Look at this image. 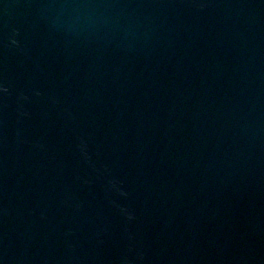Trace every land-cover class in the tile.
<instances>
[{"label":"water","instance_id":"water-1","mask_svg":"<svg viewBox=\"0 0 264 264\" xmlns=\"http://www.w3.org/2000/svg\"><path fill=\"white\" fill-rule=\"evenodd\" d=\"M0 264H264V0H0Z\"/></svg>","mask_w":264,"mask_h":264}]
</instances>
